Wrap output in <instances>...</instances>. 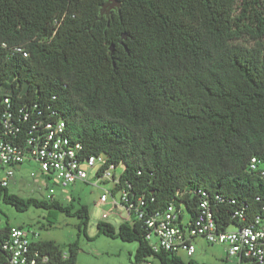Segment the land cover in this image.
Listing matches in <instances>:
<instances>
[{
    "label": "trees",
    "instance_id": "obj_1",
    "mask_svg": "<svg viewBox=\"0 0 264 264\" xmlns=\"http://www.w3.org/2000/svg\"><path fill=\"white\" fill-rule=\"evenodd\" d=\"M106 1L0 0V113L9 99L8 112L27 116L22 139L37 122L63 121L84 154L123 167L113 193L143 197L145 219L173 204L193 222L206 199L220 229L238 225L239 210L249 224L264 207V176L249 170L253 157L264 163V0H117L119 12L100 18ZM0 202L47 210L51 224L56 212L76 216L84 233L90 222L87 206L6 188ZM97 230L137 242L136 263L203 264L154 253L145 220ZM32 246L50 264H76L80 250L78 240ZM7 257L0 248V264Z\"/></svg>",
    "mask_w": 264,
    "mask_h": 264
},
{
    "label": "built area",
    "instance_id": "obj_2",
    "mask_svg": "<svg viewBox=\"0 0 264 264\" xmlns=\"http://www.w3.org/2000/svg\"><path fill=\"white\" fill-rule=\"evenodd\" d=\"M17 51L21 52L20 49ZM1 104L7 108L0 113V169L4 171L0 178V188L7 189L16 173L25 165L29 166L25 171L37 187L41 185L47 189L56 186L65 195L70 192L72 185L79 182L88 183L92 180L96 187L112 183L111 188L103 189L104 193L97 204L109 206L102 221L106 222L112 215L121 216L123 211L126 212L123 222L133 217L139 221L145 220L148 228L146 240L154 253L166 251L179 256L184 254L191 260L196 253L194 241L201 238L210 245L223 247L226 263L246 264L244 261L247 260L250 264H264V207L262 214L247 225H244V211H236L232 218L237 220L238 225L222 229L206 199L201 200L198 215L193 222L182 207L177 208L173 204L165 211L145 219V213L141 211L145 204L143 197L133 200L125 189L113 193L120 177H116L117 168L108 164L105 154H84L81 145L72 144L66 136L63 121L46 125L37 122L22 139L27 116L8 112L9 99ZM249 170L264 176V163L253 157ZM230 227H234V230H229ZM39 240L40 234L36 230L11 226L8 239L0 244L8 256L1 264H50L49 257L32 246ZM68 257L69 251L65 250L62 260Z\"/></svg>",
    "mask_w": 264,
    "mask_h": 264
},
{
    "label": "rangeland",
    "instance_id": "obj_3",
    "mask_svg": "<svg viewBox=\"0 0 264 264\" xmlns=\"http://www.w3.org/2000/svg\"><path fill=\"white\" fill-rule=\"evenodd\" d=\"M252 45V44H251ZM28 165L19 170L14 179L8 185V192L18 197L28 199L36 198L61 202L63 205L72 204L73 211L80 206L89 208L90 222L86 233L80 232V219L76 216H67L65 213L52 210V214L56 216L55 221L51 224L48 219L49 211L38 208H30L26 212H18L14 207L0 202V226L5 227L7 222L12 226H32L30 230H36L40 234V240L53 241L61 247H67L69 244L79 241V253L76 264H162L158 259L149 258L144 262L136 263L134 254L138 247L137 242L126 243L119 238H109L99 236L97 224L102 221V216L109 206L97 205L100 197L104 193L103 189H109L112 183H104L99 187L94 186V182L90 180L88 183H76L70 187L68 194H63L59 187L51 186L49 188L37 187L29 178L25 171ZM123 167L120 166L115 172L116 177H120ZM4 175V171L0 169V178ZM71 199L70 201L68 199ZM123 216L126 212H122ZM115 229H118L122 220L117 215H112L106 221ZM42 225H45L43 228ZM229 230H234L230 227ZM196 254L193 259L203 264H236L225 262L224 248L217 245H210L204 239H195ZM184 261H188L184 254L180 255Z\"/></svg>",
    "mask_w": 264,
    "mask_h": 264
},
{
    "label": "water",
    "instance_id": "obj_4",
    "mask_svg": "<svg viewBox=\"0 0 264 264\" xmlns=\"http://www.w3.org/2000/svg\"><path fill=\"white\" fill-rule=\"evenodd\" d=\"M119 8H120V4L117 2V0H107L101 6V9H100V18H102L103 16H107L108 17L114 11H118L119 12ZM125 38L126 37L124 36L123 39L120 41V44L123 43V40ZM110 50H111V56L113 57V54H114V46H111Z\"/></svg>",
    "mask_w": 264,
    "mask_h": 264
},
{
    "label": "crops",
    "instance_id": "obj_5",
    "mask_svg": "<svg viewBox=\"0 0 264 264\" xmlns=\"http://www.w3.org/2000/svg\"><path fill=\"white\" fill-rule=\"evenodd\" d=\"M22 169V168H21ZM20 169V170H21ZM118 217H120L121 218V220H122V222L124 221V219L126 218L125 216H123V214L121 215V216H118ZM10 226H12V225H10ZM0 228H4V227H2V226H0ZM195 242V241H194ZM196 254V253H195ZM195 256V255H194ZM194 256H193V258H194ZM181 257V256H180ZM191 259V260H194V261H196L195 259ZM197 262V261H196Z\"/></svg>",
    "mask_w": 264,
    "mask_h": 264
}]
</instances>
